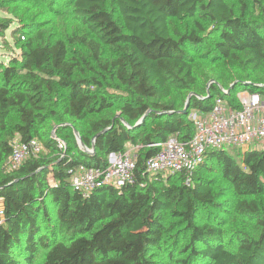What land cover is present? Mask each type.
<instances>
[{
  "label": "trees",
  "instance_id": "trees-1",
  "mask_svg": "<svg viewBox=\"0 0 264 264\" xmlns=\"http://www.w3.org/2000/svg\"><path fill=\"white\" fill-rule=\"evenodd\" d=\"M113 3L121 25L103 0H73L89 36L48 39L34 20L11 31L19 53L0 61V264L40 251L41 264H264V150L207 151L189 184L144 171L159 151L150 145L189 140V116L216 98H264V0ZM173 21L191 25L178 33ZM16 137L41 150L12 170ZM127 144L140 147L131 183L85 196L71 187L75 169L104 168ZM212 168L230 193L205 177ZM231 220L255 222L257 235L228 230Z\"/></svg>",
  "mask_w": 264,
  "mask_h": 264
},
{
  "label": "built area",
  "instance_id": "built-area-1",
  "mask_svg": "<svg viewBox=\"0 0 264 264\" xmlns=\"http://www.w3.org/2000/svg\"><path fill=\"white\" fill-rule=\"evenodd\" d=\"M235 98V104L216 98L209 112H193L189 118L194 133L189 140L180 141L178 134H173L164 142L150 145L159 151L145 160V173L163 177L184 174L185 183L189 184L207 151L222 148L264 150V98L248 90L238 91ZM58 146L64 149L62 142ZM139 149V146L127 144L123 152L108 156L104 168L81 166L75 169L70 176L71 187L84 196L100 186L124 187L132 182ZM40 150L35 140L14 142L8 167L18 169L27 158H35Z\"/></svg>",
  "mask_w": 264,
  "mask_h": 264
},
{
  "label": "rangeland",
  "instance_id": "rangeland-1",
  "mask_svg": "<svg viewBox=\"0 0 264 264\" xmlns=\"http://www.w3.org/2000/svg\"><path fill=\"white\" fill-rule=\"evenodd\" d=\"M103 1L105 9L110 13L116 23L121 25L113 0ZM72 2L73 0H0V22H10V28L4 33L0 32V61L5 63L7 62L8 56L19 53L13 44L15 38L11 37V31L14 26H19L20 22L36 21L38 27L48 39H64L74 35L84 34L89 36L86 26L76 17V14L72 10ZM170 25L176 32L183 33L185 27L191 25V21H173ZM213 38L216 39V36ZM20 40L24 41L22 36H20ZM106 94L108 96L118 95L116 91L110 89L106 91ZM18 140L16 137L13 142H17ZM204 175L207 179L215 182L217 186H220L225 193H230V188L220 179L216 169H209ZM204 216L205 213H202L200 218L203 219ZM225 228H228L230 231H240L249 236H255L258 233V227L255 222L251 221L242 223L231 220ZM229 242L230 249L235 248L236 242L233 241V237ZM40 252L37 253L30 264H41L43 255ZM166 264H174V262L167 261Z\"/></svg>",
  "mask_w": 264,
  "mask_h": 264
},
{
  "label": "water",
  "instance_id": "water-1",
  "mask_svg": "<svg viewBox=\"0 0 264 264\" xmlns=\"http://www.w3.org/2000/svg\"><path fill=\"white\" fill-rule=\"evenodd\" d=\"M227 93H229V90L227 91ZM207 94H208V91H207ZM207 97H209V94L207 95ZM188 108H189V106H188V103L186 104V106H185V110H184V112L186 111V110H188ZM143 120H144V118H141L137 123H136V126H139L140 124H142L143 123ZM73 133H74V135H75V137H76V140H77V142H78V145H79V147L80 148H82V150L83 151H85L86 153H90V151H88V149L81 143V140H80V137H79V135H78V133L75 131V130H73ZM101 133H104V132H101ZM100 133V134H101ZM100 134H98V135H100ZM97 135V136H98ZM93 149V148H92ZM91 151H93V150H91Z\"/></svg>",
  "mask_w": 264,
  "mask_h": 264
}]
</instances>
